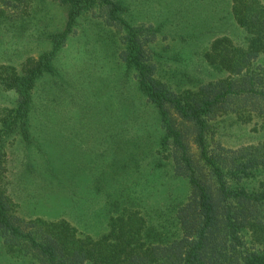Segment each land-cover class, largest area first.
<instances>
[{"label": "trees", "instance_id": "obj_1", "mask_svg": "<svg viewBox=\"0 0 264 264\" xmlns=\"http://www.w3.org/2000/svg\"><path fill=\"white\" fill-rule=\"evenodd\" d=\"M53 1L68 7V20L51 36V49L0 68V99L10 100L0 101V237L7 251L26 264H264V141L236 149L211 141L213 122L228 115L264 130V0H230L242 36L213 35L203 52L212 77L186 73L185 89L159 77L154 46L161 28L134 24L124 0ZM33 2L0 0V15L27 13ZM84 15L115 30L119 58L158 113L163 134L156 167L170 166L189 184L187 199L156 209L144 205L143 183L123 186L108 199V229L97 237L66 219L21 216L7 174L9 149L18 140L33 154L32 132L41 130L34 123L39 82L55 71L58 52ZM135 144L147 147L143 137ZM46 165L58 178L49 157ZM104 189L97 186L107 195Z\"/></svg>", "mask_w": 264, "mask_h": 264}, {"label": "rangeland", "instance_id": "obj_2", "mask_svg": "<svg viewBox=\"0 0 264 264\" xmlns=\"http://www.w3.org/2000/svg\"><path fill=\"white\" fill-rule=\"evenodd\" d=\"M124 2L134 24L161 28L154 46L161 58L159 77L175 88H186V73L212 77L203 52L213 35L242 36L230 0ZM67 20L68 7L53 0H34L32 9L18 16L0 15V68L49 51L51 36L63 31ZM114 31L102 19L84 15L58 52L55 71L39 82L34 123L41 130L32 132L38 143L31 155L20 140L9 149L8 181L23 217L66 219L83 235L97 237L108 229V199L125 185L143 183L144 205L153 209L189 196L187 180L174 177L170 166L156 167L163 134L158 113L140 92L135 71L119 58ZM212 134V145L219 141L232 149L264 141V130L233 115L213 122ZM142 137L147 147L137 144V149ZM48 157L58 178L48 171ZM101 184L107 195L98 192ZM0 264H26L7 251L1 237Z\"/></svg>", "mask_w": 264, "mask_h": 264}]
</instances>
